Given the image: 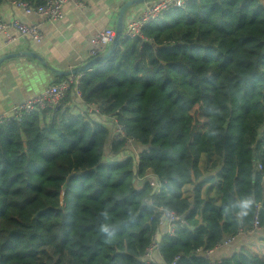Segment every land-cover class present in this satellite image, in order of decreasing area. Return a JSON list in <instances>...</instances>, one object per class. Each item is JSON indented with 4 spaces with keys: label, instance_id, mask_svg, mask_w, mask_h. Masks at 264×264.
<instances>
[{
    "label": "trees",
    "instance_id": "obj_1",
    "mask_svg": "<svg viewBox=\"0 0 264 264\" xmlns=\"http://www.w3.org/2000/svg\"><path fill=\"white\" fill-rule=\"evenodd\" d=\"M143 35L84 73L82 98L0 125V264H147L159 231L163 264H264L195 253L255 218L264 234V0H191ZM249 195L242 222L225 214ZM160 208L184 220L172 237Z\"/></svg>",
    "mask_w": 264,
    "mask_h": 264
},
{
    "label": "crops",
    "instance_id": "obj_2",
    "mask_svg": "<svg viewBox=\"0 0 264 264\" xmlns=\"http://www.w3.org/2000/svg\"><path fill=\"white\" fill-rule=\"evenodd\" d=\"M13 1L2 0L0 19L4 22L19 20L26 24L42 23L45 39L40 44L23 39L12 46H6L4 38L0 36V59L18 54L0 66V116H8L13 106L60 82L64 76L56 71L74 70L90 60L93 38L101 31L116 30L120 11L131 0H71L64 5L62 18L55 22L18 11L13 7ZM147 3L126 10L124 27L143 12ZM186 190L184 188V194L188 196ZM240 250H246L264 260V234L258 238L240 236L230 246L217 250L213 259H226ZM157 261L163 264L162 258L158 257Z\"/></svg>",
    "mask_w": 264,
    "mask_h": 264
},
{
    "label": "built area",
    "instance_id": "obj_3",
    "mask_svg": "<svg viewBox=\"0 0 264 264\" xmlns=\"http://www.w3.org/2000/svg\"><path fill=\"white\" fill-rule=\"evenodd\" d=\"M70 1L71 0H43V4L37 8H33L27 2L15 0L12 2V5L18 11H22L29 15H35L44 21L55 22L62 18L63 7ZM190 2L191 0H154L148 2L144 7L143 12L137 18L131 20L125 25L121 40L140 38L146 41L143 35V30L146 26L170 10L186 8ZM0 36L4 38L6 46H12L23 39H28L35 44H40L45 39L42 23L26 24L19 20L4 22L0 19ZM115 38L116 30L114 29L99 32L92 40V48L90 49L89 55L90 58L102 54L106 48L113 44ZM83 75L84 73L67 76L62 81L50 85L43 93L31 97L21 104L13 106L10 109V114L8 116H0V125L21 121L37 111H56L66 107L67 98L72 86L76 87L77 96L82 98L79 86ZM93 110L102 115V111L99 108H94ZM112 120L114 140L116 142H123L126 147H134V140L127 136L124 126L118 122L116 117H112ZM256 169L257 171H263L261 164H258ZM150 176H153L152 172H150ZM152 185H156L155 182H152ZM158 213L161 215L159 225L165 236L172 237L175 233L176 225H184L182 217L174 212H168L160 208L158 209ZM262 231L263 230L260 227L257 218H255L251 230L239 232L236 236L226 238L212 250L205 251L204 249L199 248L195 253L203 255L206 260H213V255L217 250L230 246L239 236H258ZM161 240V231L156 232L152 236L151 243L143 256L145 263L159 264L157 258H162L159 252ZM179 259L180 257H177L172 264H176Z\"/></svg>",
    "mask_w": 264,
    "mask_h": 264
},
{
    "label": "water",
    "instance_id": "obj_4",
    "mask_svg": "<svg viewBox=\"0 0 264 264\" xmlns=\"http://www.w3.org/2000/svg\"><path fill=\"white\" fill-rule=\"evenodd\" d=\"M151 1H154V0H131V1L127 2L122 7V9L120 11V16H119V19H118V22H117V27H116V38H115L113 44L111 45V48L109 49V51L106 54H104L102 57L96 58V59L90 61L89 63H87V64H85V65H83L81 67L75 68L74 70H70V71H66V72H58V71H56V72L58 74L63 75L64 77H67V76H70V75H78V74H82V73H85V72H89L95 66L103 64L114 53V51L117 50V48L119 46V43L121 41V36H122V33H123V29H124L123 20H124V14H125L126 10L128 8L134 6V5L144 4V3H147V2H151ZM24 54H26V53H24ZM27 55L31 56V54H29V53H27ZM17 56H18V54L4 56L3 58L0 59V66L6 60H8L10 58H15Z\"/></svg>",
    "mask_w": 264,
    "mask_h": 264
},
{
    "label": "clouds",
    "instance_id": "obj_5",
    "mask_svg": "<svg viewBox=\"0 0 264 264\" xmlns=\"http://www.w3.org/2000/svg\"><path fill=\"white\" fill-rule=\"evenodd\" d=\"M215 135V133H214ZM255 203L254 195H249L248 197L238 200L234 204H230L228 207L224 209L225 214H234L235 219L238 222H242L243 218L248 216L249 212L251 211L253 205ZM102 231L108 232V228L105 226L102 228Z\"/></svg>",
    "mask_w": 264,
    "mask_h": 264
},
{
    "label": "rangeland",
    "instance_id": "obj_6",
    "mask_svg": "<svg viewBox=\"0 0 264 264\" xmlns=\"http://www.w3.org/2000/svg\"><path fill=\"white\" fill-rule=\"evenodd\" d=\"M202 166H203V164H202ZM186 192H188V189L186 190ZM187 195H189V193H186Z\"/></svg>",
    "mask_w": 264,
    "mask_h": 264
}]
</instances>
